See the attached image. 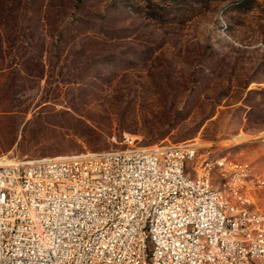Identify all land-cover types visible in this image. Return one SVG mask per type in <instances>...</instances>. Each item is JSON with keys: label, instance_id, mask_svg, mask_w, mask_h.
I'll return each instance as SVG.
<instances>
[{"label": "rangeland", "instance_id": "obj_1", "mask_svg": "<svg viewBox=\"0 0 264 264\" xmlns=\"http://www.w3.org/2000/svg\"><path fill=\"white\" fill-rule=\"evenodd\" d=\"M185 143L264 210V0H0V156Z\"/></svg>", "mask_w": 264, "mask_h": 264}, {"label": "built area", "instance_id": "obj_2", "mask_svg": "<svg viewBox=\"0 0 264 264\" xmlns=\"http://www.w3.org/2000/svg\"><path fill=\"white\" fill-rule=\"evenodd\" d=\"M187 152L199 151L185 143L113 150L109 161L92 153L35 160L0 156V260L71 264L78 240H85L81 264L104 259L137 264L130 262L137 241L133 221H141L149 264L153 254H161L164 264H255L253 253L264 262V236L244 242L245 232L257 229L253 217L234 222V214H241L235 205L230 219L221 218L215 208L217 189L204 187V175L225 167L229 176L239 175L234 183H241V190L235 196L245 200L246 171L240 161L235 169H228L229 160L216 163L201 172L199 182H191L188 165L180 162ZM108 172H115L116 181H108ZM254 178H262L255 196L264 176ZM164 200H172L173 209L161 215L162 227L155 228L162 248H153L146 241V225ZM202 202H212V209L197 213ZM140 211H147V220H140ZM97 224L114 225V232L106 236L102 252L86 260ZM233 244H242V251H233Z\"/></svg>", "mask_w": 264, "mask_h": 264}, {"label": "bare ground", "instance_id": "obj_3", "mask_svg": "<svg viewBox=\"0 0 264 264\" xmlns=\"http://www.w3.org/2000/svg\"><path fill=\"white\" fill-rule=\"evenodd\" d=\"M197 152H187V155H180V162H184L188 165L191 161L196 158ZM111 154L102 155V161H109ZM225 158H218L216 160H207L202 164L198 170V174L192 177L189 173V179L191 182H199L201 172L209 170V168L216 163H224ZM228 169H233L228 163ZM223 175L229 180V188L231 193H233L234 199L225 200L222 193L214 187L212 183L211 175H204V187L208 190L217 189V200H215V208H219V213L221 218L230 219V211H235V205H237V210L241 211V214H234V222H246L253 217V224L257 225V229H250L244 234V242H253L256 237L264 236V212L261 209L255 208L253 206L250 191L254 187V180L250 176V169H245L246 178H244V192L245 200H242L241 196H235L237 190H241V183L239 182V175H231L225 172V167H217ZM108 181H116L115 172H108ZM228 199V198H227ZM173 209L172 200H164L159 202L158 211H153V220H148L146 225V241L148 246H153V248H162V240L155 239V228L162 227V217L165 213ZM212 209V202H202V205L197 206V213H204L207 210ZM140 220H147V211H140ZM133 229H135L136 250H134V255H130V262H137V264H149L146 257V247H145V232L141 226V221H133ZM114 225H104L97 224V232L91 242V246L86 249V260H93L95 255L102 252L103 242L108 234H113ZM77 251L73 254V259L71 264H81L85 259V240H78ZM233 251H242V244H233ZM262 260L260 253H253V261ZM0 264H15V258H6L5 260H0ZM93 264H115V259H104V262H96ZM116 264H127L126 260H118ZM152 264H164V257L161 254L152 255Z\"/></svg>", "mask_w": 264, "mask_h": 264}]
</instances>
